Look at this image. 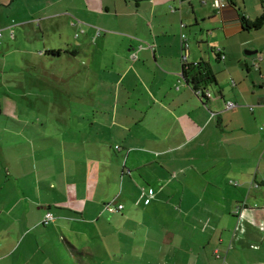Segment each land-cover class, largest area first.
Here are the masks:
<instances>
[{
    "label": "crops",
    "instance_id": "obj_1",
    "mask_svg": "<svg viewBox=\"0 0 264 264\" xmlns=\"http://www.w3.org/2000/svg\"><path fill=\"white\" fill-rule=\"evenodd\" d=\"M62 1L44 3L43 16L27 11L29 20H21V25L71 13L80 19L74 28H80L82 35L75 42H64V49L49 51L59 52L54 56L59 62L68 61L70 80L75 81L69 88L71 97L79 88L92 92L76 104L71 99L70 106L58 107L71 117L54 121L51 127L58 129L54 137L39 131L37 139L23 130L18 135L25 142L9 144L6 153L0 148V264H105L107 258L118 264L128 259L142 264L141 245L149 253L154 245L161 246V240L187 262L191 247L183 252L187 237L176 233L175 227L185 217L199 218V203L205 199L201 188L219 186L220 171L213 170L214 180L206 177L208 163L213 167L215 157L238 160L240 151L264 156V60L256 57L262 47L252 49L241 21L260 16L254 13L259 9L257 0L253 4L225 0L228 5L222 9L215 0H70L66 10H57ZM14 2L0 0V10L12 9ZM2 27L0 39L4 31L16 37L15 26ZM100 39L101 48L94 44ZM89 50L87 61L80 59ZM186 53L188 64L205 62L215 74L217 94L208 87L213 98L202 101L183 78ZM101 57L105 73L90 72ZM229 102L235 107L227 109ZM40 126L44 128L43 122ZM5 129L2 139H13ZM38 142L43 146L37 151ZM147 144L151 146H143ZM15 149L22 152L15 154ZM207 151L216 156L209 158ZM114 152L126 154L123 165ZM197 156L205 168L186 167L185 162ZM254 169L236 167L225 178L236 177L230 184L247 191L249 198L264 186L262 161ZM260 193L264 197V191ZM113 196L122 210L106 208ZM246 204L240 214L232 212L237 222L230 238L213 228L219 217L211 207L202 216L206 222L199 223L205 234L211 231L210 244L213 238L225 244L223 264L227 260L264 264V203ZM158 206L166 219L176 211L186 212L172 220L174 228L165 229L158 216L153 218ZM47 213L53 219L44 225ZM152 222L155 230L150 228ZM160 227L164 231L159 243L154 238ZM219 252L216 248V257ZM165 255L170 258V252ZM245 256H251V263Z\"/></svg>",
    "mask_w": 264,
    "mask_h": 264
},
{
    "label": "rangeland",
    "instance_id": "obj_2",
    "mask_svg": "<svg viewBox=\"0 0 264 264\" xmlns=\"http://www.w3.org/2000/svg\"><path fill=\"white\" fill-rule=\"evenodd\" d=\"M49 1L50 0H15L12 5V9L7 7L0 10V28H3L2 25L7 23L8 26L13 25L15 26L14 34L16 36L12 39L8 36V31H4V37L0 39V142L3 140L2 138L5 137L6 126L9 129L8 135L13 138L11 139L12 143H10V139H8V141L7 139L3 140L4 142L0 143V148L3 149L5 153L7 151V147H10L8 146L9 144L25 142L22 134L18 135V132H23V130L30 132L31 135L37 139L41 138L39 131L51 133L54 137L58 130L51 127L54 126L52 125L54 121L62 119L63 116H66V118L71 117L70 113H65L63 115V113L59 112L57 110L58 107L70 106L72 103L71 99H73V103L76 104L78 100L85 99V96L87 97L92 92L88 89L84 90V88H79L80 91H75L71 97L69 95V88L71 83L73 84L75 81L70 80L68 61L64 63V59L61 63L59 62L61 60L58 58L50 57L48 55L47 57L50 58L44 59L46 56H41L39 54L40 51L44 52L58 48L64 49V42H75V40L82 35L80 28H74V25L80 22V19L73 16L74 14L71 13V17L61 15L44 23L34 22L33 25L30 26L21 25V20H29L30 14H27V11L36 13L39 12L40 16L47 14V12L41 11V9L43 8L44 3L48 4ZM254 1L256 3V0ZM70 3V0H63L61 2L62 6H57V10L60 8H62L63 11L66 10V8L70 6ZM249 3L253 4L252 0H250ZM257 4L259 9H257V11L254 9V13L256 14L257 12L258 14V12H260L261 16V0H257ZM252 7L253 5H251V8ZM33 16H35V18H40L39 15ZM254 16L256 19V16L258 15ZM81 18L87 19V17H83V15H81ZM0 32H2L1 29ZM244 33L246 38L251 41L250 46H253L252 49H257V47H255L257 45L262 47L261 49H258L259 53L256 57L263 58L264 60V26L260 30H250L245 31ZM186 34L185 36L187 37ZM96 38L98 39V37ZM94 44H99L98 47L100 48L103 47V41L101 39L96 43L94 41ZM90 52L91 51L89 50L86 53L80 54V59H86L85 61H87V57L90 56ZM97 55H99V52H97L96 56ZM218 65H220V63H218ZM260 65H262V62ZM91 66L92 68L91 71L89 70L90 72H100V74L105 73L103 72L104 67L102 64V57L101 60L99 59L94 61ZM97 84L98 80L95 81V86H97ZM91 88L93 89L94 87ZM214 88H217L216 84L209 86V90L215 93ZM58 90H66L68 94H62L61 92H58ZM81 92L84 94L82 95ZM76 114L77 113H73V115ZM42 122L44 124V128L40 126ZM41 141L45 144H48V141L50 142V140L43 139ZM42 146L43 145H40L38 142L35 144L34 149L38 151V149ZM143 146L147 148L151 145L147 144ZM26 147L27 145L24 146L25 150ZM235 151L236 150L234 149V153ZM19 152H22V150L15 149L14 151L15 154ZM121 153L122 152H114L116 157H121L123 165L126 159V154L121 155ZM206 154L209 158L216 156L210 155L209 151H207ZM132 155L133 156H131V158H134V153ZM238 155L242 157L238 158V160L232 161L223 157H215L216 159L212 160L213 167H211L212 165L208 163L209 172L206 174V177L209 181L214 180L213 170L217 172L220 171L221 177H217L219 186H208L206 189L207 191H203L201 188L200 194L204 195L205 199L199 203L201 207L199 218L185 217L181 219L180 225L175 227L176 233L182 232L183 235L187 237L184 242L186 245L182 250L183 252H189V247H191V259L185 262V258L181 254H178L175 248L167 247L164 245L165 242L160 239L161 233L164 231L162 228H174L175 224L172 220H174V218L177 217L183 209L181 211H176L173 216L170 214V219H166V213H164L161 206H158L155 209L156 214L153 218L158 216V222H163L162 228L160 227L157 232L159 236L154 238V241H159L160 243L161 240V246L156 247L154 245L156 248L153 246L148 253V249L146 250L145 245H141V249L144 252V256H142V264H223L227 249L225 244H219V238H217V243L215 242V238H213L214 243L210 244L209 233L211 231L209 230V232L205 234L203 230H201L203 225L199 224L205 223L207 220V218H202L203 214L208 210V207H211L213 210H217V216L219 218L213 221V228L217 234L224 232L228 234L227 236L230 238L237 222V218L235 215H232V212H235L237 207H240L243 203H251L252 206L257 203H264V197L261 196L260 193V191H264V186L258 188L255 193L248 198L247 191L242 193L241 189L238 191L236 187L230 184V181L235 182L238 180L236 177L230 176L227 179L225 178V174L229 170L235 169L236 167L241 168L254 166L255 171L261 161L264 166L263 154L261 153L258 156L257 151L253 154L250 151H246L243 155L240 151ZM261 157L263 159H260ZM197 158L198 159L195 161H186V167L195 170H198L199 167L204 169L205 164H203L202 158L198 156ZM12 185L15 186V183ZM139 193L141 195V189L138 190V194ZM116 196H113L108 203H111ZM121 198L125 201L124 196ZM182 212L184 215L186 211L183 210ZM150 228L152 230L157 228L155 222H152ZM216 248L220 251L217 257L216 254H214ZM158 250L161 251V254L155 255L154 252ZM167 252H170L169 259H166L165 254ZM250 253L253 255H259L261 251H251ZM245 257L247 262L251 263V256ZM130 260L131 259L124 261V264H133ZM108 263L118 264L110 258L105 259V264ZM227 264L232 263L227 260Z\"/></svg>",
    "mask_w": 264,
    "mask_h": 264
},
{
    "label": "trees",
    "instance_id": "obj_3",
    "mask_svg": "<svg viewBox=\"0 0 264 264\" xmlns=\"http://www.w3.org/2000/svg\"><path fill=\"white\" fill-rule=\"evenodd\" d=\"M229 2V1H228ZM231 4V1L229 2ZM261 7H262V14L256 19L250 20L247 17H242L241 21L243 24L244 29L247 31L250 30H260L264 26V0H261ZM100 34V33H99ZM57 51H45L44 54L46 56L54 57L58 54ZM43 54V55H44ZM183 78L186 80V82L196 91L198 97L203 101L209 100L206 97V91L208 90V87L211 85L216 84V77L215 74L212 72L210 67L205 62H200L196 64H183ZM200 92V94L198 93ZM153 190L150 191L149 196L152 197ZM122 206V208H119ZM247 204L243 203L240 207L237 208L236 214H240V211L244 208H246ZM110 211H120L123 209V205H115L114 201L111 203H108L107 207ZM51 214L53 219L52 213H47L45 216V219L43 221L44 225H49L52 219L48 220L46 219L47 215Z\"/></svg>",
    "mask_w": 264,
    "mask_h": 264
},
{
    "label": "built area",
    "instance_id": "obj_4",
    "mask_svg": "<svg viewBox=\"0 0 264 264\" xmlns=\"http://www.w3.org/2000/svg\"><path fill=\"white\" fill-rule=\"evenodd\" d=\"M215 5H216L217 8L222 9V8H225L228 4L225 2V0H215ZM183 39L185 41L184 48L186 50H188L189 45L186 42L187 39H186V36L185 35H183ZM216 53L220 56V58H224V55L222 54L221 49H218ZM183 61H184L185 64H188V54L187 53L183 56ZM198 93L200 94V92H198ZM205 94H206V97L208 99L213 98L212 93L210 91H206ZM234 107H235V105L233 103H231V102H229V103L226 104V108L227 109H232ZM261 130H263V128H261ZM119 208H122V206H120ZM46 219H48V220L52 219V215L51 214H48L47 217H46Z\"/></svg>",
    "mask_w": 264,
    "mask_h": 264
}]
</instances>
